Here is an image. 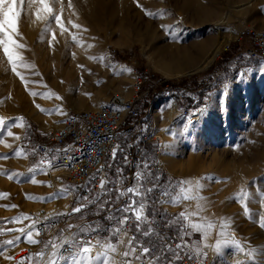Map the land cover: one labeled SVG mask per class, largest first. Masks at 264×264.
Instances as JSON below:
<instances>
[{
    "label": "rangeland",
    "instance_id": "1",
    "mask_svg": "<svg viewBox=\"0 0 264 264\" xmlns=\"http://www.w3.org/2000/svg\"><path fill=\"white\" fill-rule=\"evenodd\" d=\"M49 3L54 13L61 15L66 31L62 32L52 17L37 20L35 8L25 0L15 37L25 47L18 49L23 59L16 72L0 47V154L9 157L0 159V193L8 194L0 197V264H21L13 255L21 245L34 249L24 257L26 264H50V256L44 259L39 255L52 251L50 241L37 239L32 228L38 243L29 244L21 230L31 228L27 211L42 207L48 196L56 212L67 209L72 184L63 180L59 186L66 194L51 190L44 177L47 174L38 170L34 146L46 139L47 130L60 124L66 106L88 109L104 103L112 92L127 96L133 69L144 82L137 103L139 114L131 121L140 138L151 137L156 154L151 165L156 162L159 171L170 177L173 188L167 191L169 199L159 203L162 206L149 202L145 214L151 219L159 217L179 232L186 227V232L180 233V243L187 247L178 251L198 264H264V228L260 227L264 217V63H252L254 58L241 53L242 48L252 46L245 28L264 27V0H71V7L69 0ZM241 3L239 9L234 5ZM223 15L221 34L233 37L211 63L202 66L220 40L219 29L211 23ZM46 27L49 32L42 38ZM52 32L56 39L50 47ZM230 57L233 61L227 63ZM240 60L247 64L239 65ZM212 66H216L213 71ZM223 67L232 73L226 80ZM185 98L190 100L189 107L178 104L175 110L171 108L173 100ZM180 107L188 114H181ZM165 147L169 159L163 162L160 155ZM16 151L23 155L16 157ZM113 164L121 161L113 160L109 166ZM5 172L21 175L9 179ZM33 174L38 183L30 181ZM112 177L115 181L114 173ZM148 180L151 185L165 186L161 178ZM185 181L188 183H182ZM182 187L191 188V195L197 198L184 199ZM151 192L146 193L147 199L154 198ZM241 192L247 193L243 203L235 198ZM117 195L120 193L111 201L112 213H117ZM178 195L179 203H171ZM10 205L17 207H6ZM107 208L99 212L103 208L98 207L97 213L102 215ZM84 212L78 213L79 219ZM128 214L138 223L131 211ZM17 216L24 219L9 222ZM141 221L137 238L150 237L143 234L146 230ZM225 222L228 227L221 236ZM193 223L204 227L196 231L190 226ZM17 238L14 246L4 244ZM229 239L238 241L252 256L224 242ZM99 240L117 245V252L109 253V264H121L128 233ZM96 249L94 253L104 250L101 245ZM152 264H167V258L155 257Z\"/></svg>",
    "mask_w": 264,
    "mask_h": 264
},
{
    "label": "built area",
    "instance_id": "2",
    "mask_svg": "<svg viewBox=\"0 0 264 264\" xmlns=\"http://www.w3.org/2000/svg\"><path fill=\"white\" fill-rule=\"evenodd\" d=\"M245 30L252 46L242 48L241 53L264 63V27H246ZM131 76V90L126 97L119 92H112L104 103L92 108L76 109L68 105L65 107L60 124L46 131L45 140L36 142L34 155L40 167L44 168V172L61 169L46 180L48 187L52 190L56 185L62 186L63 180L72 184L69 190L70 199L67 209L49 213L40 206L27 211L31 226L35 222L33 231L37 239L60 243L62 237L71 236L73 233H76L79 238L84 236L83 232L78 231L79 229L99 220H103V224L97 228L98 232H91L93 240L99 239L101 232L120 238V236L112 235L111 230L117 227H123L124 232L128 233L129 239L137 238V227L130 230V224L134 222L132 217L127 215L129 217L127 223L120 225L118 220H123L126 215L112 213L111 210H107L101 215L97 213L96 209L101 198L109 192L105 187L103 189L100 187L101 180L105 181L106 179L109 163L117 155H120L127 166V170H123L121 176L127 177L129 180L135 175L133 168L142 163L134 141L128 140L124 145L118 141V136L128 127L130 119L139 114L137 103L142 94L144 78L137 69L131 71ZM173 102L177 107V102L175 100ZM177 110L181 114L189 112L183 107L177 108ZM114 149H116L115 157H113ZM49 161L52 164L51 168L45 166ZM151 189L154 193L151 202L159 204L168 200V196L164 195L165 191L153 187ZM147 204V202L144 203L146 219H142L141 222L146 231L152 230L148 236L154 243L144 244L141 241H133L134 246L138 243L150 249L147 256L133 260L134 264H149V259L153 261L155 257L160 259L166 257L167 264H198L197 261L186 257L183 253H180L179 260L175 257L176 253L170 255L169 252L172 249L178 251L176 244L180 243V233L186 232V227H183L179 232L170 228L168 223L159 217L149 218L145 214ZM159 205L162 206V204ZM77 207L85 211L80 219L78 218L80 211L73 212V209ZM36 229H39L38 234H36ZM167 245H171V248H168ZM64 247L67 249V245ZM32 252H34L33 247L26 245L24 248L14 251L13 255L16 257L14 260L21 262ZM51 252L44 253V259L49 257ZM64 254L66 255L67 252ZM139 254H141V250L137 248L135 256ZM24 264L26 263L24 262Z\"/></svg>",
    "mask_w": 264,
    "mask_h": 264
},
{
    "label": "snow or ice",
    "instance_id": "3",
    "mask_svg": "<svg viewBox=\"0 0 264 264\" xmlns=\"http://www.w3.org/2000/svg\"><path fill=\"white\" fill-rule=\"evenodd\" d=\"M24 2L25 0H0V47H2L4 55L7 57V60L11 63L13 72H16L18 63H22V59H23L18 49L25 47L23 44L18 43L17 39L15 38L19 34L17 21H18V18L21 16V6L24 4ZM28 3H29L30 8H35V17L37 20L45 19L46 17H52L55 20L56 24L60 26L62 32L67 30L65 29L62 23L61 15L54 13V9L52 5L49 3V0H28ZM138 6L143 9L142 5L138 4ZM69 7H71V0H69ZM60 11L62 13L63 8H61ZM73 27L76 29L81 28L79 24H74ZM162 27H165V26H162ZM48 32H49V28L46 27L44 29V32L42 33V38H43V35L47 34ZM169 34L171 35V29H169ZM55 39H56L55 32H52L51 40L49 41L50 47L53 46L52 41H55ZM73 40H76L75 36H73ZM9 44L11 45V50L19 57L18 59H10L9 53L8 51H6V46ZM17 74L19 75V73ZM32 95L36 96L38 94L36 92H33ZM87 95H90V94H87ZM37 107L39 106L37 105ZM58 111L62 112V109H59ZM2 122H3L2 119H0V123ZM188 122L190 124L191 119H189ZM8 135L11 136L12 133L9 132ZM115 154H116V149L113 150V157H115ZM14 155L16 157H20L23 155V152L16 151ZM7 158L9 157L4 154H0V159H7ZM45 166L48 168H51L52 164L49 161L46 163ZM147 167L148 165L144 164V168H147ZM38 170L40 172H44L43 167L39 168ZM35 171L36 169H33V173H35ZM4 174L8 175L9 179H13L16 176L21 175L20 173L9 174L7 172H5ZM44 174H47V173L44 172ZM140 175L141 174L137 172L135 174V177L139 179ZM30 181L32 183H38V181H36L34 178V174L30 178ZM182 183L186 184L188 182L185 181ZM104 185H105V181L102 179L101 184H100L101 189L104 188ZM197 187H199V184H197ZM151 190L152 189H149V191ZM60 191L66 194V190H60ZM180 192L183 195L184 199L197 198L191 195V192H192L191 188L185 189L182 187L180 189ZM126 194H131L130 203L127 206L120 209V211L124 213H129L131 211V214L135 216V219L138 222L137 230L139 231V222L142 219H146V217L144 216L145 205L143 203H140L139 207L136 206L137 201L135 197L138 195H141V192L139 188L137 187H129L126 190V192L120 193V195H126ZM7 195L8 194L0 193V197H5ZM54 195H58V194H54ZM164 195H168V193H164ZM246 197H247V193L241 192V193H238L235 198L239 202L243 203ZM29 198H33V197H29ZM47 199H51V197H46L45 200ZM180 199L181 197L178 195L174 199H172L170 202L174 204L179 203ZM6 207H17V206L10 205ZM81 210L82 209L80 207H77L73 209V212H79ZM245 214L246 215L248 214V209L246 206H245ZM181 215L183 216L184 213H181ZM128 218L129 217L126 215L123 220H118V223L120 225H123L127 223ZM23 219H24L23 216H17V217L12 218V221H9V222H21ZM190 226L196 231H201V229L204 227L203 225L199 223H193ZM69 227L71 228L72 226L70 225ZM227 227H228V224L226 222L221 224V233H220L221 236L225 235V230L227 229ZM260 227L264 228V217L261 218ZM32 228H35V222L32 224L31 228H29L27 231L21 230V233L22 235L26 236L27 243L36 244L38 243V241L33 238ZM78 231L83 232L84 236L78 238L77 234L73 233L71 236L62 237L60 239V243H55V241L50 242L51 247H52V252L49 257L50 264H109V253L115 254L117 252V245L112 244V243L102 244V241L99 239H96L95 243H93L94 238L91 236V232L93 231L98 232V229H91L90 226L85 229H79ZM111 231H112V235H117V236H121V234L124 233L123 227H117ZM151 231L152 230L149 229L143 234L145 236H148L151 233ZM38 232H39V229H36V234H38ZM18 239L19 238L5 241L4 244L6 246H14L18 242ZM134 240H135L134 237L130 238L127 249L123 253L120 254L125 258L123 261H121V264H133L134 259H140L141 257L135 256L137 248H140L141 256H147V254L150 252V249L148 247H143V245H140L138 243L134 246L133 245ZM224 242L234 244L237 252H245L246 255L250 257L252 256L251 251L246 252L244 247L241 244H239L238 241L229 239V240H225ZM65 245H67V249H65L64 247ZM97 245H101L104 250L102 252L96 251L94 253V248H96ZM219 245H220V241H217V249L219 248ZM167 247L171 248V245H167ZM186 247H187V244L183 242L176 244L177 249H183ZM2 251H3V248H0V252ZM65 252H67L66 255L64 254ZM39 255L43 257L44 253H41ZM175 257L177 260L181 258L179 251L176 252ZM5 258L13 259V257H5ZM203 258L206 259V254H204ZM21 264H24L23 260L21 261ZM149 264H152L151 259H149Z\"/></svg>",
    "mask_w": 264,
    "mask_h": 264
},
{
    "label": "crops",
    "instance_id": "4",
    "mask_svg": "<svg viewBox=\"0 0 264 264\" xmlns=\"http://www.w3.org/2000/svg\"><path fill=\"white\" fill-rule=\"evenodd\" d=\"M231 60H232L231 57L227 58V63H228V61H231ZM257 61H258V59L255 58L254 62L256 63ZM131 119H130L128 127L124 131H122L120 133V135L118 136V141L122 145H124L128 140L134 141L137 152L139 153V155L142 159V163L139 164V166L136 165L133 168V170L135 171V174L137 172H139L141 174L140 178L137 179L135 177V175L133 176V178L131 180L127 179V177H122L121 172L123 170L126 171L127 166L124 163L122 157L120 155H117V157L114 160H115V162L121 161V164L120 165L113 164L114 165L113 167H111V165H110L109 168L107 169V175H106L104 187L109 192L98 203L97 206L99 208H103L99 212H102L106 205L108 206L107 210H112L113 208L111 207V201H112L113 197L115 196V193L116 192H119V193L126 192V190L129 187H137V188H139V190L141 192V195H138L135 197V199L137 201V205H136L137 207L140 203L144 204L145 202H147V203L151 202L152 198H149V197H148V199L146 198V193L148 195L150 193V191H149L150 186H153V188H156V189L163 190V191H165V193H167V191H171L173 189L172 188V181H170L171 180L170 177H168L165 172L159 171V168L156 167V162L155 163L153 162L154 165H151L152 162L150 159H153L156 156V154L154 152V146L151 143V137L147 138L148 135L147 136L142 135V138H140L141 134H140V136L137 135L138 128L135 125V123H132ZM140 129H141V127H139V130ZM145 152L149 155L153 154V156H152L153 158L152 157L148 158L147 155H145ZM144 164L149 165V168H147L146 170H143V169H145ZM110 169L112 171L109 172ZM113 173H114V180L115 181H113V179H112ZM150 178L153 179L152 181H154V179H156V178H161L164 182L162 185H165V186L162 187V186H156L154 184L151 185V182L148 180ZM117 197L119 200V203L116 205V208H118L117 213L120 215H129L128 213H124V212L120 211V209H122L123 207L127 206L130 203L131 194L117 195ZM168 199H169V197H168ZM102 224H103V220H101V221L99 220L97 222L92 223L90 225V227H91V229H97V228H100L102 226ZM88 227H89V225H85L82 227V229H85ZM136 227H137V223L133 222L130 224V230H134ZM101 236L104 238H109V239L114 237V236H109L104 232H101ZM135 241L136 242L141 241L144 244H153L154 243L152 238L144 237V236H140V235ZM136 256L141 257V258L145 257V256H141V254L136 255Z\"/></svg>",
    "mask_w": 264,
    "mask_h": 264
},
{
    "label": "bare ground",
    "instance_id": "5",
    "mask_svg": "<svg viewBox=\"0 0 264 264\" xmlns=\"http://www.w3.org/2000/svg\"><path fill=\"white\" fill-rule=\"evenodd\" d=\"M250 2V1H249ZM252 2V1H251ZM250 4V3H249ZM238 9L240 8V7H243V3H241V4H238V5H236V4H234ZM252 5V4H251ZM231 7H232V5H230ZM247 6V5H246ZM235 7V8H236ZM248 7V6H247ZM247 7H244V8H247ZM250 7V6H249ZM243 9V8H242ZM241 10V9H240ZM228 11H230V10H228ZM228 11H226V13L228 12ZM230 13V12H229ZM228 13V14H229ZM224 16H226V15H223V18L221 17L220 18V20H214L212 23H211V26H213V27H216V28H218L219 29V44H218V46L214 49V51L212 52H210L209 53V55H207L206 56V60H205V62L203 63V64H201L202 66H204V65H208L209 63H211V61L219 54V50H220V48L221 47H223L224 45H225V43H227L228 42V40L230 39V38H232L233 37V34L231 35V36H225V35H223V34H221V29H223V27H225V17ZM228 17V16H227ZM119 19V18H118ZM214 19V18H213ZM215 19H217V18H215ZM120 21V20H119ZM100 22V21H99ZM111 22V21H110ZM125 23V22H124ZM123 23V24H124ZM99 24V23H98ZM118 25V24H117ZM119 26V25H118ZM24 30V29H23ZM122 33V32H121ZM120 36V35H119ZM123 36V35H122ZM236 35H234V37H235ZM59 38V37H58ZM61 40V39H60ZM63 43V42H62ZM217 45V44H216ZM28 48V47H27ZM21 51V50H20ZM27 51V50H26ZM83 58H84V56H83ZM86 58H88V57H86ZM89 59H91V58H89ZM43 60V59H42ZM88 61V60H87ZM86 61V62H87ZM52 62H53V60H52ZM54 63V62H53ZM83 63H85V61L83 62ZM24 64V63H23ZM45 64V63H44ZM48 64V63H47ZM64 64V63H63ZM46 65V64H45ZM92 65V64H91ZM23 66V65H22ZM25 67H27L26 65H25ZM42 67H43V65H42ZM59 67V66H58ZM63 68H64V66H62ZM79 67V66H78ZM87 68V67H86ZM54 69V68H53ZM63 70V69H62ZM65 70V69H64ZM71 69H69V71H70ZM77 70V69H76ZM55 71V70H54ZM46 72V71H45ZM66 72H67V70H66ZM6 86V85H5ZM125 96V95H124ZM126 97V96H125ZM171 108L173 109V110H175V106H174V102H172L171 104ZM79 107H81L82 106V104L81 105H78ZM160 159L163 161V162H166L167 161V159H169V155H168V152H167V148L165 147V149L163 150V152L161 153V155H160ZM191 159H192V157L189 155V160H188V163H189V161H191ZM169 161V160H168ZM190 165V164H189ZM225 167V166H224ZM190 168H192V165H191V167ZM230 169V168H229ZM61 169H52V170H49L48 172L46 171V173H47V176H45L44 175V177H45V179H48L53 173H56V172H59ZM224 170V169H223ZM226 171L228 170V168L227 169H225ZM168 171L172 174V169L170 168V167H168ZM188 171H189V167H188ZM229 171V170H228ZM180 173V172H179ZM231 177V176H230ZM234 178V177H233ZM236 178V177H235ZM42 179H43V177H42ZM44 179V180H45ZM233 180V179H232ZM234 182V181H233ZM49 190V189H48ZM53 190L54 191H60V188H59V186L58 185H56V187L55 188H53ZM53 191V192H54ZM46 193V192H45ZM70 195V194H69ZM49 197V196H48ZM51 200H49L48 199V202L47 203H44V204H42V207H44L49 213H53V212H56V207L54 206V204H52V201L50 202ZM167 200H165V202H166ZM67 202H68V199H67V201H66V206L65 207H67L68 206V204H67ZM40 207V206H39ZM166 207H168V206H166ZM35 209V208H34ZM31 210V209H30ZM174 210V209H173ZM172 210V211H173ZM29 211V210H28ZM93 241H95V240H93ZM26 246V245H25ZM24 245H21V246H19V247H16V248H18L17 250H20V249H22V248H24L25 247ZM95 249L96 248H94V251H95ZM96 250H98V247H97V249ZM99 251H100V249H99ZM14 258H16L15 257V255H14Z\"/></svg>",
    "mask_w": 264,
    "mask_h": 264
},
{
    "label": "trees",
    "instance_id": "6",
    "mask_svg": "<svg viewBox=\"0 0 264 264\" xmlns=\"http://www.w3.org/2000/svg\"><path fill=\"white\" fill-rule=\"evenodd\" d=\"M250 62L254 63L253 60H250ZM238 64H239V65H246L247 63H246L245 61H241V60H240V61L238 62ZM215 67H216V66H212V67H210V70L213 71V68H215ZM222 69H223L224 71L226 70V71H225V72H226V75H225V78H224V79L226 80L227 78H229V77L232 75V73L228 72V70L226 69V67H225V68L223 67ZM223 77H224V76H223ZM224 79H223V80H224ZM204 83H205V82L203 81L202 84H204ZM206 87H208V86H206ZM209 89H211V87H209ZM177 104H179L180 106H184V105H186V106L189 107L191 103H190V100H189V99H186V98H185L184 100L177 101ZM145 155H147L148 158L153 156V154H152V155H149V154H147L146 152H145ZM152 158H153V157H152ZM149 214H151V212H150ZM101 237H102V236H101ZM112 238H114V237H112Z\"/></svg>",
    "mask_w": 264,
    "mask_h": 264
},
{
    "label": "clouds",
    "instance_id": "7",
    "mask_svg": "<svg viewBox=\"0 0 264 264\" xmlns=\"http://www.w3.org/2000/svg\"><path fill=\"white\" fill-rule=\"evenodd\" d=\"M6 51H8L10 59H18L19 57L11 50V45L6 46Z\"/></svg>",
    "mask_w": 264,
    "mask_h": 264
}]
</instances>
